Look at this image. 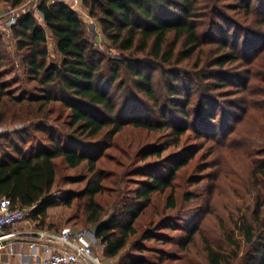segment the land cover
<instances>
[{
    "label": "trees",
    "instance_id": "16d2710c",
    "mask_svg": "<svg viewBox=\"0 0 264 264\" xmlns=\"http://www.w3.org/2000/svg\"><path fill=\"white\" fill-rule=\"evenodd\" d=\"M29 1L0 0L20 10L9 32L23 75L33 84L18 96L8 90L2 78L14 59L3 50L0 37V127L26 123L0 133V198L10 199L13 208L30 210V218L43 226L47 209L56 204L51 192L55 160L61 159L70 169L87 167L89 181L74 198H86L84 221L103 245L105 259L120 256L117 264L177 259L264 264V150L252 172L258 187L254 205L231 218L241 242L230 236L220 243L203 238L200 253L190 256L196 227L166 215L129 244L153 194L169 190L166 207H176L172 182L187 163V150L165 160L162 152L178 147L187 132L196 140L222 135L240 111L239 100L231 96L242 94L251 102L250 78L242 68L264 54V0H81L113 52L109 56L94 48L74 8L59 0H39L37 19L35 12L22 9ZM48 34L58 61H49ZM259 95L264 97V88ZM56 104L66 112L62 127L50 125L51 110L45 111ZM61 120L59 114L54 123ZM125 126L162 132L169 139L141 151L142 160H159L134 168L143 180L106 216L94 200L104 191L97 165ZM151 239L173 249L146 246Z\"/></svg>",
    "mask_w": 264,
    "mask_h": 264
},
{
    "label": "rangeland",
    "instance_id": "374dc122",
    "mask_svg": "<svg viewBox=\"0 0 264 264\" xmlns=\"http://www.w3.org/2000/svg\"><path fill=\"white\" fill-rule=\"evenodd\" d=\"M8 11L18 14L20 10L11 9L6 3L0 4V17H4ZM24 11L33 10L26 6ZM76 11L84 24L86 37L94 48L107 56L113 54L107 48L94 19L88 16L87 10L81 5ZM38 18L40 17L37 13ZM8 34L3 33L1 42L3 50L14 59V63H11L2 80L7 83L8 90L18 96L23 89L32 88L33 84L27 82L23 75L19 57L13 48L10 33ZM48 39L49 61H58L59 56L55 51L54 43L50 37ZM242 69L250 78L248 100L251 102L245 101L242 94L231 96L230 98L233 99L230 100L234 98L239 100L237 103L240 111L237 113V122H227L221 131L222 135L212 139L196 140L191 132H187L181 138L178 147H169L162 152L161 158L165 160L173 154L187 150V163L176 172L172 182L176 207L175 209L166 207L169 190L162 194H153L150 205L135 222L136 235L130 239L129 244L139 240L151 223L155 224L161 216L166 215L175 216L184 220L187 226L196 227L197 242L194 247H190V256L200 253L203 238L220 243L226 236H230L236 242H241V236L232 231L231 218L246 213L247 209L253 207L258 190L252 172L253 167L258 163V154L264 150V97L259 95L260 89L263 91L264 88V54ZM49 109L51 110L48 116L49 124L62 127L66 121V112H62L57 104L47 107L45 111ZM12 110L9 107L8 112ZM59 114H62V120L54 123ZM25 124L8 123L0 127V133L19 130ZM168 139L165 133L149 132L131 126H125L114 136L111 147L104 151L97 165V169L102 172L101 184L104 191L101 195H95L94 200L103 208L106 216L112 213L113 206L119 200L130 198L131 191L137 187L138 181L143 180L142 177L135 175L134 168L159 160L155 157L142 160L141 151L163 146ZM55 163L56 180L51 196L56 204L47 209L46 222L47 220L52 222L57 231L63 228L93 231V227L84 221L86 198H74L85 189L89 181L90 174L87 167L83 165L70 169L61 159L55 160ZM67 201H70L69 205ZM26 222L35 221L29 216ZM164 230V233L176 236L174 231ZM144 243L146 246L167 251L173 249L170 245H161L152 239ZM94 249L101 256L103 264L118 263L120 256L110 260L103 257V245L100 240ZM143 254L154 255L153 252ZM163 264H190V261L177 259Z\"/></svg>",
    "mask_w": 264,
    "mask_h": 264
},
{
    "label": "built area",
    "instance_id": "2783aa9c",
    "mask_svg": "<svg viewBox=\"0 0 264 264\" xmlns=\"http://www.w3.org/2000/svg\"><path fill=\"white\" fill-rule=\"evenodd\" d=\"M59 1L75 10L81 6V0ZM16 16V12L8 11L4 17H0V21L1 18H6L1 29L10 28ZM29 216L30 210L13 208L10 199L0 198V249L3 248L2 244L5 240L23 235L28 239L30 257L39 260L40 264H103L101 256L94 249L99 240L93 231L71 228L50 231L37 226L19 230V226L26 222Z\"/></svg>",
    "mask_w": 264,
    "mask_h": 264
},
{
    "label": "crops",
    "instance_id": "0c3cea01",
    "mask_svg": "<svg viewBox=\"0 0 264 264\" xmlns=\"http://www.w3.org/2000/svg\"><path fill=\"white\" fill-rule=\"evenodd\" d=\"M52 1L53 0H48V2H50V3ZM38 2H39V0H31L28 2V4L23 6L22 9H25V7L28 6L37 15L36 7H37ZM5 21H6V18H1V21H0V30H1L0 31V37L3 36V33L5 35L10 33L9 28L6 30L1 29V28H3V26H4L3 24ZM8 36H9V34H8ZM48 36L50 37L49 34H48ZM53 225L54 224L52 222H48V220H47V222L45 220L43 226H38V222H33V223L25 222L19 226V230L23 231L29 227L37 226L40 228H46L50 231H57L53 227ZM2 245H3V248L0 249V264H40L39 260H35V259H32L30 257V252H29V248H28V239L25 238L23 235L18 236V237L13 238V239L5 240Z\"/></svg>",
    "mask_w": 264,
    "mask_h": 264
}]
</instances>
